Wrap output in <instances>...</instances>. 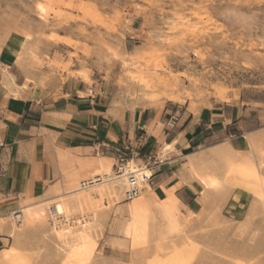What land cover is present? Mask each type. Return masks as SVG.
<instances>
[{"label":"rangeland","instance_id":"obj_1","mask_svg":"<svg viewBox=\"0 0 264 264\" xmlns=\"http://www.w3.org/2000/svg\"><path fill=\"white\" fill-rule=\"evenodd\" d=\"M2 26L11 28L6 42L16 37L18 46L26 40L33 47L20 67L36 85L75 78L100 85L116 106L180 113L230 104L250 114L251 127L264 128V0H0V38ZM257 140L250 142L260 149L257 171L236 170L239 156L228 143L193 157L194 168L184 166L203 185V206H175L174 227L158 213H136L138 198L125 200L126 189L108 183L96 191L100 196L75 193L64 201L69 221H86L69 233H51L47 222L15 227L10 220L9 248L17 255L3 264L75 261L70 248L79 231L95 243L86 264H264V130ZM251 148L247 144L246 153ZM91 162L70 177L86 179L99 161ZM143 187L140 199L156 206L159 200L147 197V183ZM234 188L251 195L236 216L223 209ZM80 195L88 201L77 202ZM109 214H115L114 238L108 233L99 244L101 219Z\"/></svg>","mask_w":264,"mask_h":264},{"label":"crops","instance_id":"obj_2","mask_svg":"<svg viewBox=\"0 0 264 264\" xmlns=\"http://www.w3.org/2000/svg\"><path fill=\"white\" fill-rule=\"evenodd\" d=\"M15 39L0 50V255L13 242L9 223L13 210L44 202L55 208L59 196L61 200L70 196L65 195L70 174L82 173L81 166L88 168L92 160H99L96 167L103 162L105 169H114L111 153H96L103 143L118 146L126 137L133 140L142 135L140 157L133 161L142 163L147 154L157 160L150 171L147 197L164 199L173 188L185 209L198 211L203 206V185L184 166L190 163L194 168L193 157L221 144L246 150L247 136L257 140L264 130L251 127L250 114L230 104L197 114L180 113L166 106H116L100 85L87 86L75 78L36 85L17 62ZM164 145L169 146L165 152ZM259 172L264 176V168ZM249 198V192L234 188L223 209L236 216ZM124 205L129 203L120 206ZM184 208L180 210L187 213ZM113 216L101 219L99 244L108 233L114 238L109 230Z\"/></svg>","mask_w":264,"mask_h":264},{"label":"bare ground","instance_id":"obj_3","mask_svg":"<svg viewBox=\"0 0 264 264\" xmlns=\"http://www.w3.org/2000/svg\"><path fill=\"white\" fill-rule=\"evenodd\" d=\"M37 9H38L40 15H42L44 13V7L42 5H38ZM2 29L3 30H6V29H10L11 30V28H7V26H2ZM7 31L8 30H6L5 34L3 32L4 36L1 35V38H0V50H1L2 46L6 43V38L9 35ZM18 48H19V51L17 53V62L21 65V64H23L25 58H27L28 56L32 55L34 49H33L32 46H30L26 42V40H22L19 43ZM62 82H63V79L61 80L60 83H62ZM145 82H146V80H145ZM159 82H160V80H159ZM151 88H153V86ZM145 89H148V88H145ZM167 95L170 96V94H168V93H167ZM147 97H148V95H147ZM149 97H152V96L150 95ZM164 97H166V96H164ZM147 100H148V98H147ZM172 100H174V99H172ZM180 101H178V102H180ZM251 141H253V137H249L248 136V144H249L250 148L252 146V144L250 143ZM221 145H224V144H221ZM168 147L169 146L164 145L163 152H165L168 149ZM254 147L251 148L249 153H246L245 149H240L239 148V150H238V148H237V150H234L230 146H228V149L230 151H235L236 154L239 156V160L237 162H235L234 165H233V167H235L236 170H238V171H244V170H256L257 171L258 170V164H257V160H256V153L257 152L259 153L260 149L257 146L255 148ZM217 149H216V152H218ZM225 150L227 151V149H225ZM261 154H263V153H261ZM259 155H260V153H259ZM260 165H262V164H260ZM127 167H128L129 170L134 172V176L137 179H139L138 180V184L139 185L141 184V177L139 175V172H143L144 176H146V178H148L150 176V170L145 169L143 167L138 168L137 165H135L133 163V161L129 162ZM71 175H72V173H71ZM79 177L80 176H76V177H74V175L71 176L70 180H71V184L72 185H70V189H69V191L66 192L65 195L68 196V195H73L75 193H81L83 196H84V194H86L87 197H88L90 192H92V191H95V192L96 191H100L101 192L102 191V188H100L101 185H103L105 187V185H107L108 183H109V185L111 184L112 187L115 188L118 192H120V191H122V190L127 188V182H128L126 176H124V173L123 174H117V173L116 174L115 173L112 174L111 171L105 169V167L103 166L102 163H98V166L93 171H90V173H88L86 179L80 180ZM83 181H84V183H83ZM105 189H103V191ZM96 193L98 194V192H96ZM103 193H105V191ZM82 195H80V197H78L77 202L85 203V202L88 201V198L85 199V198L82 197ZM102 195H104V194H101V196ZM75 196H76V194H75ZM141 197H142V195H139L137 197L139 201L136 203V205H134L135 206L134 209H135L136 213H138V214H139V212H145V213H148V214L158 213L160 215L159 217H162V218L166 219L169 223H171L173 225V227L175 226V224H174L175 222L172 221V218L174 217L173 215H175V212H176L175 211V206H180V205H182V203L175 197V195L173 193V188L170 189V192H169L168 196L167 197L165 196L166 198L161 199L159 201H155L156 206H154L152 203L145 202L143 199H140ZM58 198H59V200L56 203V206L54 208V212L53 213H50L47 202H44L42 204H36L35 206H26L22 210V215H21L22 224H27V222H28V223H31V224L32 223H34V224L35 223H42V224L45 225L46 224L45 222H47L49 224V226H50L51 233H55V234L66 233V232L69 233V231L73 230L75 228L74 226H76L79 223L80 224L82 223V226H85L86 225L85 219L79 220L78 221L79 223L76 222V221L75 222L69 221V218H68L69 216L67 214V212H68L67 204H65V202H64L65 200H61V198H62L61 196H59ZM138 214H135V215L137 216ZM58 217H60V218H58ZM153 217H154V215H153ZM9 218H10V220L13 219L12 216L9 217ZM137 219L139 220L138 217H137ZM89 222H91V221H89ZM14 226L15 227H19V225L15 224V223H14ZM173 227H171V228H173ZM177 229H178V227H177ZM132 230H133V233L136 232L134 226L132 227ZM79 232L77 233V237L75 238V241L73 242V244H72V246L70 248L71 249L70 251L72 253H74L73 256H75V254H76V256H78L79 258L78 259L76 258L75 261H72V259H71L72 262H66L65 261V263H63V264H86V260L89 259L88 256H89V254L91 252L90 248H91V246L94 247L95 243H91V241L88 238H86L85 236H83ZM16 255H17L16 252H14V251H12L10 249L3 251L2 254L0 255V264H3V262L5 260L11 261ZM82 255L84 256V258L80 257ZM6 263H8V262H6Z\"/></svg>","mask_w":264,"mask_h":264},{"label":"built area","instance_id":"obj_4","mask_svg":"<svg viewBox=\"0 0 264 264\" xmlns=\"http://www.w3.org/2000/svg\"><path fill=\"white\" fill-rule=\"evenodd\" d=\"M144 141V137L142 135H139L135 137L133 140H130L128 137H126L118 146H111L109 144L103 143L101 146L96 149V153H111L114 157V170L117 172V174H123L126 176L128 182H127V188L124 192V199L125 200H132L133 198L138 197L142 190H143V184L149 183V180L152 176V174L145 179V177H142V183L139 185L138 180L134 176V172L128 169L127 165L129 162L133 161L134 158L140 157V150L142 143ZM156 158L152 156L151 154H147L144 158L143 162L141 164H135L138 168H145L151 171L152 166L156 163ZM84 183V181H83ZM50 213L54 212V207H49ZM22 211L20 209H15L10 213V217L12 216V220L15 224L20 225L22 223L21 220ZM60 218V217H58Z\"/></svg>","mask_w":264,"mask_h":264}]
</instances>
